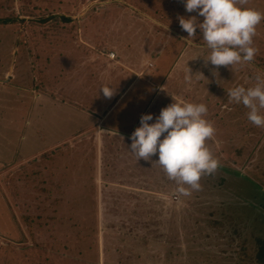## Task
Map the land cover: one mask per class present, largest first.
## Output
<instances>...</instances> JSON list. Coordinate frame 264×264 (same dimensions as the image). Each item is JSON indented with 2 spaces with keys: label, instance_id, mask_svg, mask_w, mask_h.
<instances>
[{
  "label": "rangeland",
  "instance_id": "374dc122",
  "mask_svg": "<svg viewBox=\"0 0 264 264\" xmlns=\"http://www.w3.org/2000/svg\"><path fill=\"white\" fill-rule=\"evenodd\" d=\"M236 2L264 16V0ZM189 15L182 0H0V138L19 124L36 144L0 145V264H264V127L227 96L264 80V18L253 60L226 67L205 63L199 30L187 38ZM109 45H179V100L205 104L215 129L218 167L198 189L178 191L155 156L137 160L99 124L47 114L65 94L71 114L91 109ZM188 68L202 76L185 80Z\"/></svg>",
  "mask_w": 264,
  "mask_h": 264
},
{
  "label": "clouds",
  "instance_id": "9594fccd",
  "mask_svg": "<svg viewBox=\"0 0 264 264\" xmlns=\"http://www.w3.org/2000/svg\"><path fill=\"white\" fill-rule=\"evenodd\" d=\"M182 3L185 12L195 15L178 16V24L187 38L196 36L199 30L208 49L207 58L203 59L206 64L231 67L253 60L257 50L252 46V37L256 25L264 18L261 12L239 7L236 0H182ZM200 17L202 19H198ZM193 75L202 76L190 74L188 68L185 80ZM256 80L247 88L240 85L230 88L227 96L229 102L248 109L249 122L264 127V114L260 111L264 109V80L259 76ZM115 89L102 85L99 91L110 98ZM206 111L203 103L172 98L155 117L151 113L141 114L139 126L129 136L127 150L137 160L148 161L155 156L151 162L162 168L178 191H186L184 186L198 189L200 177L213 173L218 167L217 159L205 144L215 131L212 123L205 119Z\"/></svg>",
  "mask_w": 264,
  "mask_h": 264
},
{
  "label": "crops",
  "instance_id": "0c3cea01",
  "mask_svg": "<svg viewBox=\"0 0 264 264\" xmlns=\"http://www.w3.org/2000/svg\"><path fill=\"white\" fill-rule=\"evenodd\" d=\"M168 46L173 47V45L106 46L115 53V56L110 59L107 55L101 58L97 55L93 61L98 66L96 69L99 73L94 77L96 80L91 76L92 81H96V85L91 86L94 98H92L93 102L90 101L89 111L75 109L76 112L73 111L74 113L71 114L75 107L74 96H65L66 94L61 96L66 102L65 105L56 101L61 100L58 96L54 99L48 98L49 106L47 107L41 106L40 101L37 100H35L37 104H34L36 108L33 107L37 112H40L41 107L47 108V114H54L52 118L55 119V125L58 118L55 115L60 114V111H62L63 119H74V122L80 115L84 117L85 123L87 121V123L99 124V128L96 129L99 136L108 137L118 145V148L126 149L130 144V134L139 126L141 114L151 113L155 117L161 108L172 102V98L176 101L183 96L179 93V45L175 46V50L171 53L168 52ZM60 74H54V79L59 81L62 76ZM71 74L76 77V74ZM71 74L69 76H72ZM102 85L116 88L110 98H105L99 91ZM63 88L65 91L69 90L71 85H64ZM181 92L184 93V91ZM21 128L22 125L19 124L7 128L11 130L10 137L0 138L2 151L8 152V149L17 144V141L19 146H25L24 143L31 147L36 145L33 138L24 140L20 133ZM9 154L11 153L8 152Z\"/></svg>",
  "mask_w": 264,
  "mask_h": 264
},
{
  "label": "built area",
  "instance_id": "2783aa9c",
  "mask_svg": "<svg viewBox=\"0 0 264 264\" xmlns=\"http://www.w3.org/2000/svg\"><path fill=\"white\" fill-rule=\"evenodd\" d=\"M108 57L111 58V59H113V58H114V53H113V52H110V53L108 54Z\"/></svg>",
  "mask_w": 264,
  "mask_h": 264
}]
</instances>
